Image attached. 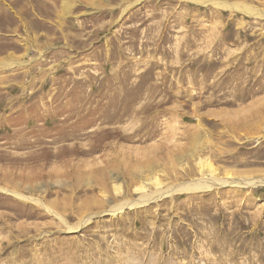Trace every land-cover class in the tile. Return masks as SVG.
Segmentation results:
<instances>
[{
    "label": "rangeland",
    "instance_id": "rangeland-1",
    "mask_svg": "<svg viewBox=\"0 0 264 264\" xmlns=\"http://www.w3.org/2000/svg\"><path fill=\"white\" fill-rule=\"evenodd\" d=\"M0 264H264V0H0Z\"/></svg>",
    "mask_w": 264,
    "mask_h": 264
},
{
    "label": "bare ground",
    "instance_id": "bare-ground-1",
    "mask_svg": "<svg viewBox=\"0 0 264 264\" xmlns=\"http://www.w3.org/2000/svg\"><path fill=\"white\" fill-rule=\"evenodd\" d=\"M191 184V183H190ZM192 184H194V183H192ZM221 184H223V182L221 183ZM189 185V184H188ZM213 185V184H212ZM252 185H254L255 186V184H252ZM250 186V185H249ZM188 187V186H187ZM210 187V186H209ZM209 187H207V188H209ZM197 189L198 190H200V189H202V188H197L196 186L194 187V185L193 186H191V187H188V188H184L183 189V191H197ZM17 193V192H16ZM13 194L15 195V196H17L18 198H20V199H23V200H26V201H29V202H32L33 203V205H35V206H37V207H39V208H41V209H43V211L44 212H53V214L57 217V227L59 228L60 226L62 227V228H64V230L66 231V232H68V233H73V232H75L80 226H83L85 223H86V221H88V220H84V221H81L77 226H69L68 224H67V222L64 220V219H61L60 218V216L55 212V211H53V210H49L46 206H44L43 204H41L38 200H36V199H33V198H25V197H22V195H16L14 192H13ZM153 195V194H152ZM159 196H156V197H153V196H149V197H140V198H138L136 201L137 202H135V203H125V204H123L122 206H121V204H120V206H116V208H112V207H110V210H108V212H109V214H111V215H114L115 213H119L121 210H123L124 208H132V209H136L137 207H144V206H146L147 204H149L150 202H153L154 200H156V198H161L162 197V193H160V194H158ZM54 229V228H53ZM58 230H60V229H58ZM58 240H60V239H58ZM61 253L62 252H58L57 254H60L61 255ZM63 255V254H62ZM64 256H67L66 254L64 255ZM59 258V257H58ZM65 258H67V260H66V263H69L71 260H70V256H68V257H65ZM63 259V258H62ZM60 261V260H59ZM62 261V260H61ZM72 262V261H71Z\"/></svg>",
    "mask_w": 264,
    "mask_h": 264
}]
</instances>
